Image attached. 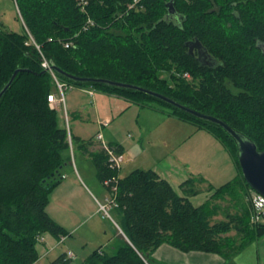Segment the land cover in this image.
<instances>
[{"label": "trees", "instance_id": "16d2710c", "mask_svg": "<svg viewBox=\"0 0 264 264\" xmlns=\"http://www.w3.org/2000/svg\"><path fill=\"white\" fill-rule=\"evenodd\" d=\"M14 2L22 32L0 27V92L22 70L0 100V264H38L40 236L59 240L69 235L47 212L72 156L69 131L59 125L48 101L56 82L42 67V55L73 76L139 86L214 116L264 152V0H140L132 10L134 0H93L86 11L79 0ZM88 18L95 25L84 31ZM192 44H200L209 61L192 55ZM56 76L76 88L168 109L162 113L213 135L238 175L195 207L189 199L197 193L195 179L182 184L181 196L152 169L120 177L104 148L89 152L93 140L72 137L73 145L93 160L103 185L118 177L114 210L127 240L114 252L98 248L79 263L62 253L51 264H153V253L165 243L231 259L264 237V225L252 223L248 205L243 214L212 220L221 210L213 200L226 195L239 200L238 188L245 197L252 190L237 144L221 126L139 91Z\"/></svg>", "mask_w": 264, "mask_h": 264}, {"label": "crops", "instance_id": "0c3cea01", "mask_svg": "<svg viewBox=\"0 0 264 264\" xmlns=\"http://www.w3.org/2000/svg\"><path fill=\"white\" fill-rule=\"evenodd\" d=\"M75 89H77L76 91L78 92H73ZM54 93L59 96L57 90H55ZM83 95H88L91 103L94 105V111L86 104V99ZM107 99H113L116 104H120L118 101H121L122 104H125V107L127 105L130 107L132 104L128 100L116 95H109L96 91L94 96H90L87 89L76 87L65 94V106L59 105L57 102L56 105H58V110L65 107L66 121L70 127L68 131L73 160L71 164L65 167V169L67 168V172L64 173L62 183L54 190L47 212L58 224L69 232L64 244L70 240L81 246L84 250L102 248L114 252L121 240H127V238L120 229L117 223L118 221L108 220L100 211V204H103V201H106L109 195L102 188L101 184L99 185V182L97 184V169L91 157L80 149H78L79 153H75V146L72 143V137H78L85 141L93 140L94 144L89 147V152L98 153L101 151L102 144L97 140V135L102 132L104 141L109 146L118 148L119 153L124 156V161L127 159L131 160L126 138L119 137L115 132H109L113 121H111V118L107 115V107L104 104ZM141 109V113H148L146 116L148 117L147 122L152 119V115L159 117L160 122L165 119H177L166 116L161 110H154L143 106H141ZM102 119L110 121L108 127L102 128L100 126ZM90 124L97 127L92 132L88 130ZM142 126L143 128L147 127L144 125ZM194 129L196 131L194 134L197 137L200 135V132L205 131L199 130L195 126ZM142 133L144 134V132ZM206 133L208 132L206 131ZM128 137H130V135H128ZM188 139L190 138L188 137ZM177 155L171 152L159 157L157 164L152 170L168 180L174 190L181 196L185 194L182 190V184L190 179H197L195 177L198 176L199 180L195 183L197 193L193 196H189V199L195 207L202 206L211 199L217 188L216 185L212 183L213 177L206 170L202 173H200V171L195 173L191 169H188L186 161L181 160L182 158ZM122 170L123 167L119 171V176H127L128 174L123 175ZM42 245H45V249L47 250L43 252L39 250L40 260L38 264L59 246V242L58 239L45 235ZM251 247L252 245L248 249ZM248 249L231 259H227L220 254L214 253L200 251L183 252L165 243L156 249L152 255V259L154 261L153 264H264V256L259 249H256L255 253L249 255L250 257L253 255L252 259L244 258L243 255ZM69 251L76 256L71 248L63 253Z\"/></svg>", "mask_w": 264, "mask_h": 264}, {"label": "rangeland", "instance_id": "374dc122", "mask_svg": "<svg viewBox=\"0 0 264 264\" xmlns=\"http://www.w3.org/2000/svg\"><path fill=\"white\" fill-rule=\"evenodd\" d=\"M19 14V10L17 9L14 0H0L1 28L21 33L23 30V24ZM70 90L72 89H67L65 94ZM76 90L77 89L73 92H78ZM83 97L86 99V104H88L93 110L94 105L91 103L88 95H83ZM118 102L120 104H116L113 99H107L104 104L107 107V115L111 118V121H113L109 132L117 133L119 137L126 138L128 142L131 160L127 159L122 163L121 168L123 167V175L129 174L135 169H153L157 164L159 157L172 152L173 154H178L177 156L181 157V160L186 161L187 168L191 169L193 172L197 173V171H200V173H202L204 170L208 171L213 177L212 183L215 184L217 188L237 177V168L230 154L210 133H206V131L200 132V135L197 137L194 134L196 131L193 125L183 121L181 122L177 119H165L160 122L159 117L152 115V119L147 122L148 117L146 116L148 113H141L142 109L140 105L131 104L130 107L128 105L125 107L124 103L122 104L121 101ZM54 107L58 110V105H55ZM156 107L162 112H168V109L164 110L158 106ZM57 116L59 125L69 129V124H67L66 121L65 107L58 110ZM106 120L107 119H102V122ZM142 125L147 127L143 128ZM96 128L97 127L93 126V124L88 126L90 132L94 131ZM142 132H144V134ZM128 135H130V137H128ZM188 137L190 139H188ZM74 149L75 153H79L78 148L74 147ZM65 172H67V168L64 170V173ZM195 178H197L195 180L198 182L199 177L197 176ZM98 182L99 185L101 184L105 192L111 196L110 190L97 179V184ZM54 190L50 195L49 205ZM242 191V188H238L237 194L240 196L239 200H233L229 195H226L220 200H213V203L218 204L221 210L212 218V220H225L226 214L228 213L240 214L242 212L243 214V207L245 205H248L251 210V193L250 196L245 197ZM105 203L106 201H103V204ZM109 215L110 216L107 217L108 220L118 221V215L113 208L109 210ZM45 247V245L41 244L39 245L38 250L43 252L44 250H47ZM69 248H71L77 256L74 260L76 263L83 261L85 257L95 250H84L81 246L69 240V242L65 244H59V246H57L54 251L50 252L48 257L44 258L40 264H51L54 259L59 257ZM256 249H259L264 256V237L259 239L257 243L252 245V247L244 253V258L252 259L253 255L251 257L249 255L255 253Z\"/></svg>", "mask_w": 264, "mask_h": 264}, {"label": "water", "instance_id": "95a60500", "mask_svg": "<svg viewBox=\"0 0 264 264\" xmlns=\"http://www.w3.org/2000/svg\"><path fill=\"white\" fill-rule=\"evenodd\" d=\"M201 45L198 44V47ZM53 69L55 70L56 73L62 74L66 76L67 78L77 81V82H98V83H103L107 84L110 86H115L119 88H126V89H132L135 91H139L142 93H145L147 95H150L152 97H155L159 100L164 101L165 103H168L169 105L178 108L180 110H183L192 116L199 118L201 120H205L207 122H211L213 124H217L221 126L236 142L237 147H238V159H239V164L240 168L243 173V177L247 184L250 186V188L258 192L262 195H264V152H261L258 148V145L252 141L250 138H248L246 135L240 133L239 131L235 130L232 128L230 125H228L226 122L210 115L202 114L200 112H197L179 102L176 100L167 97L165 95H162L160 93H157L155 91L145 89L139 86L135 85H130V84H123L107 79H88V78H80L73 76L71 74H68L64 71H62L60 68L53 66ZM22 70H17L9 83L1 90L0 92V100L4 96V94L10 89L12 86L16 76L18 73H20ZM46 71V70H45Z\"/></svg>", "mask_w": 264, "mask_h": 264}, {"label": "built area", "instance_id": "2783aa9c", "mask_svg": "<svg viewBox=\"0 0 264 264\" xmlns=\"http://www.w3.org/2000/svg\"><path fill=\"white\" fill-rule=\"evenodd\" d=\"M93 0H79V6L83 11H86L87 7L90 5V3ZM140 0H134V2L132 4L129 5V9L132 10L135 6H137V4H139ZM95 25L94 20L91 18H88L86 25L84 27V31L92 28ZM33 44L37 47V49L40 51V47L38 45H36V43L34 42V40L32 41ZM29 44V43H28ZM71 46V43H66L65 47L69 48ZM42 67L44 68V70L48 71L51 73V75L53 76L55 82H56V90L58 92V95L55 93H52L48 96V101L49 104L51 106V108L55 109V105L57 104V102L59 104L64 105L65 104V91L67 89H73V86H70L64 82H61L57 76H56V72L53 69V65L51 64V62L46 59L43 55H42ZM184 76L186 78H189V74L185 73ZM87 92L90 94V96H94L95 90L93 89H88ZM110 124L109 120L103 121L100 123V126L103 127H108ZM97 140L101 142L102 144V148L105 149L106 154L108 156V160L110 163V166L113 169H121V165L124 162V156L122 154H120L118 151H116V148L109 146L105 141H104V137L102 132H100L97 135ZM118 177H114L112 179H108L107 181L104 182V185L106 187H110V192H111V196H109L106 200L105 204H100V211L104 214L105 217H109V210H111L112 208H116L117 204L115 202V195L118 192ZM251 220L252 223L255 225H264V195L255 192V191H251ZM40 242L44 241V237L40 236L39 238ZM66 240V237L63 236L61 237L58 242L60 244L64 243ZM67 257H69L70 259L75 260L76 256L72 253V252H67L66 253Z\"/></svg>", "mask_w": 264, "mask_h": 264}, {"label": "flooded vegetation", "instance_id": "af4514ba", "mask_svg": "<svg viewBox=\"0 0 264 264\" xmlns=\"http://www.w3.org/2000/svg\"><path fill=\"white\" fill-rule=\"evenodd\" d=\"M190 52L192 55L196 56L198 60L201 62H207L209 61L208 56L206 55V52L204 51L203 47L196 44H192L190 47ZM203 65H210L212 66L213 64H203Z\"/></svg>", "mask_w": 264, "mask_h": 264}]
</instances>
